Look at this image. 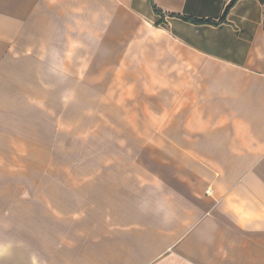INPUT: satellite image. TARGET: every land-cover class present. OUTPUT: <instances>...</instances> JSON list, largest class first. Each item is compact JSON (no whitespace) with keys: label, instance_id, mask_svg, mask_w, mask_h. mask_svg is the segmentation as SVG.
I'll list each match as a JSON object with an SVG mask.
<instances>
[{"label":"crops","instance_id":"obj_1","mask_svg":"<svg viewBox=\"0 0 264 264\" xmlns=\"http://www.w3.org/2000/svg\"><path fill=\"white\" fill-rule=\"evenodd\" d=\"M63 81L136 99L131 129L158 164L140 155L136 206L126 188L105 204L91 264H264V0H0V219L31 203L34 154L47 178L66 128L97 125L59 123L62 111L50 130L40 108L47 122H33V84L45 99ZM23 208L26 251L0 230V264L42 258L28 237L48 206Z\"/></svg>","mask_w":264,"mask_h":264},{"label":"rangeland","instance_id":"obj_2","mask_svg":"<svg viewBox=\"0 0 264 264\" xmlns=\"http://www.w3.org/2000/svg\"><path fill=\"white\" fill-rule=\"evenodd\" d=\"M34 74H40V68L34 67ZM81 78L88 79V76ZM17 86L19 87V84ZM95 86L96 91L90 90ZM104 86L105 84L98 82L50 83L46 93L48 97L41 99V84H33L34 123L40 122V118L43 125L47 122L44 114L40 116V108L48 115L47 123L50 130L56 123V113L62 111L64 114H59L57 121L59 123L97 124L92 126L90 131L74 132L66 128L64 145L59 147L57 156H52L56 159L49 164L47 178L41 179L44 163H41L42 159L35 161L38 156L34 154L31 203L29 198L25 204L18 202L16 206L22 204V209L19 210L17 207L14 212L10 209L11 206H2L0 219V223L4 225L0 229L3 233L2 238L17 239V242H12L8 246L22 253H25L27 247L23 206H48V210L43 211L44 223L40 217V210L36 219L33 216V229L30 230L31 234L28 237L37 256L42 257L38 259H41L43 264H91L88 257L89 234L98 236L102 233L108 214L105 206L120 205L119 200L126 197L120 194L122 188L128 189L129 206H136L137 183L135 176L132 175L140 164V155L146 166H158L153 162L150 150L140 147V131L131 129L140 120V105L137 100L103 98ZM62 94H65L64 98L56 97ZM122 103H125L124 107ZM102 123H108L106 127H111L109 123H127L129 128L119 130L113 125L108 129L100 125ZM33 126L35 128V125ZM33 139L34 143L39 142V145H43L41 156L44 159L47 144L45 138L33 130ZM39 150V147L34 148V151ZM55 206H62V209L58 210ZM9 215L14 216H10L12 219H9ZM15 216L17 218L13 220ZM41 223L44 224L43 232ZM38 259L34 260L35 264H38ZM94 260L96 264H104L102 259L96 257Z\"/></svg>","mask_w":264,"mask_h":264},{"label":"trees","instance_id":"obj_3","mask_svg":"<svg viewBox=\"0 0 264 264\" xmlns=\"http://www.w3.org/2000/svg\"><path fill=\"white\" fill-rule=\"evenodd\" d=\"M156 7V6H155ZM157 10V8H155ZM204 21H209V20H204Z\"/></svg>","mask_w":264,"mask_h":264}]
</instances>
